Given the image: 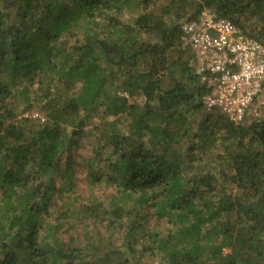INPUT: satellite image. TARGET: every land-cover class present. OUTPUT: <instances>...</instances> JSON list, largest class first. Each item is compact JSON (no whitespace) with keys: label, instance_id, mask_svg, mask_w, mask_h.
Masks as SVG:
<instances>
[{"label":"trees","instance_id":"16d2710c","mask_svg":"<svg viewBox=\"0 0 264 264\" xmlns=\"http://www.w3.org/2000/svg\"><path fill=\"white\" fill-rule=\"evenodd\" d=\"M205 9L264 44V0H0V264H264V119L206 108Z\"/></svg>","mask_w":264,"mask_h":264},{"label":"built area","instance_id":"2783aa9c","mask_svg":"<svg viewBox=\"0 0 264 264\" xmlns=\"http://www.w3.org/2000/svg\"><path fill=\"white\" fill-rule=\"evenodd\" d=\"M182 32L194 69L210 89L206 108L236 124L264 119V44L208 9L184 22Z\"/></svg>","mask_w":264,"mask_h":264},{"label":"rangeland","instance_id":"374dc122","mask_svg":"<svg viewBox=\"0 0 264 264\" xmlns=\"http://www.w3.org/2000/svg\"><path fill=\"white\" fill-rule=\"evenodd\" d=\"M190 65L194 68L193 64H192V58L190 60ZM68 95H71L73 93L68 92ZM17 104V111L20 112L21 114L23 113L24 116L28 117V118H32L35 121H39L40 123H44L47 121V115L46 112L39 108V107H32L30 110H28L27 107V103L22 99L21 96H18V100L16 101ZM92 122H96V121H100V118L98 115H94V117L92 118ZM90 122L88 127H87V131L91 130L89 128H91V125H94V123ZM94 135L91 134V132L86 133L79 141V146H78V151L77 153H75L74 158L77 160H86L88 158L91 157L92 155V147H93V140ZM217 148H210L208 150V154H215L216 153ZM37 164L35 167L36 169ZM80 172H76V178H77V184H78V189L77 192H79L82 196H86L87 193V186L84 182L83 178V173L81 172V170H79ZM105 191L111 192L112 188L109 187L108 185L105 186V183L103 184V186H99L98 189H96V192L99 193L100 195L103 194ZM79 224V223H78ZM65 227H67L66 225H64L62 227L61 230H63ZM79 233H85V230L80 229L78 231ZM58 236V234H57ZM94 246V250L99 252L102 249H104V247L107 245V241L106 239H102L101 241H99V239H92ZM94 250L92 249V252H94ZM89 251H85L83 252V254L81 255L82 257L80 258H87L89 255L87 254ZM141 264H161V261L159 259H157V257L153 258V259H148V257L143 256V258L141 259Z\"/></svg>","mask_w":264,"mask_h":264}]
</instances>
